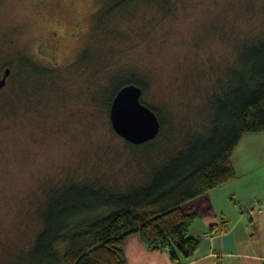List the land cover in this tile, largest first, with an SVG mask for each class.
I'll return each mask as SVG.
<instances>
[{
    "label": "rangeland",
    "instance_id": "obj_1",
    "mask_svg": "<svg viewBox=\"0 0 264 264\" xmlns=\"http://www.w3.org/2000/svg\"><path fill=\"white\" fill-rule=\"evenodd\" d=\"M35 1L0 0V80L10 70L0 89V264H16L31 246L43 183L93 166L124 183L157 161L112 130L99 91L109 78L136 75L146 86L141 101L163 120L158 153L179 148L208 128L212 71L234 55L222 33L236 37L264 20V0H169L167 9L48 0L52 18L38 16ZM54 31L42 48L52 57H43L37 48ZM248 160L264 164V133L244 136L234 153L243 176Z\"/></svg>",
    "mask_w": 264,
    "mask_h": 264
},
{
    "label": "trees",
    "instance_id": "obj_2",
    "mask_svg": "<svg viewBox=\"0 0 264 264\" xmlns=\"http://www.w3.org/2000/svg\"><path fill=\"white\" fill-rule=\"evenodd\" d=\"M168 1L121 0L114 7L157 3L167 9ZM242 3L255 9L251 2ZM229 28L234 34V27ZM236 34L222 33L234 55L212 71L205 133L186 134L179 148L158 153L163 120L145 104L159 119V134L139 146L126 144L134 151L150 149L157 161L124 183L112 170L96 166L43 183L35 210L38 230L16 264H126L124 245L131 236L150 249H166L172 264L191 259L200 243L189 235L196 215L185 214L183 206L233 181V155L243 137L264 133V20ZM130 84L146 93L145 84L128 73L99 88L108 110L114 95Z\"/></svg>",
    "mask_w": 264,
    "mask_h": 264
},
{
    "label": "crops",
    "instance_id": "obj_3",
    "mask_svg": "<svg viewBox=\"0 0 264 264\" xmlns=\"http://www.w3.org/2000/svg\"><path fill=\"white\" fill-rule=\"evenodd\" d=\"M255 163L246 162L243 176L233 162V181L183 206L196 215L189 235L200 242L185 264L264 262V164ZM124 255L126 264H172L166 249H150L138 236L127 239Z\"/></svg>",
    "mask_w": 264,
    "mask_h": 264
},
{
    "label": "water",
    "instance_id": "obj_4",
    "mask_svg": "<svg viewBox=\"0 0 264 264\" xmlns=\"http://www.w3.org/2000/svg\"><path fill=\"white\" fill-rule=\"evenodd\" d=\"M10 70L6 69L0 88L6 84ZM142 89L134 84L122 87L109 107V121L114 133L125 142L139 146L157 138L160 122L156 114L142 103Z\"/></svg>",
    "mask_w": 264,
    "mask_h": 264
},
{
    "label": "flooded vegetation",
    "instance_id": "obj_5",
    "mask_svg": "<svg viewBox=\"0 0 264 264\" xmlns=\"http://www.w3.org/2000/svg\"><path fill=\"white\" fill-rule=\"evenodd\" d=\"M47 4H48V0H36L35 3H34V6H33L34 7L33 10L40 17L52 18L54 14L50 12V9L48 8ZM63 35L65 36V32L62 31L61 36H63ZM69 36L71 37L72 35H69ZM57 37H58V33L56 31L50 32V33L47 34V37H45L40 42L37 50H38L39 54H41V56H43V57H47V56L52 57L51 53H47V52L42 51V48L45 47V46H48L49 41L55 40Z\"/></svg>",
    "mask_w": 264,
    "mask_h": 264
},
{
    "label": "bare ground",
    "instance_id": "obj_6",
    "mask_svg": "<svg viewBox=\"0 0 264 264\" xmlns=\"http://www.w3.org/2000/svg\"><path fill=\"white\" fill-rule=\"evenodd\" d=\"M39 69V68H38ZM1 89V88H0ZM115 96V95H114ZM153 111V110H152ZM109 113V112H108ZM117 136V135H116Z\"/></svg>",
    "mask_w": 264,
    "mask_h": 264
}]
</instances>
